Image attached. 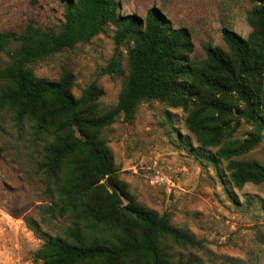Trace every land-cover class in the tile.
<instances>
[{
    "label": "trees",
    "instance_id": "trees-1",
    "mask_svg": "<svg viewBox=\"0 0 264 264\" xmlns=\"http://www.w3.org/2000/svg\"><path fill=\"white\" fill-rule=\"evenodd\" d=\"M253 1L249 35L223 27L228 50L207 44L206 58L198 63L190 58L193 42L186 27H173L157 7L144 18L120 14L117 0H68L59 33L35 24L20 32L0 29V51L18 43L4 71L0 104L13 110L18 121L29 120L35 135L47 140L39 168L50 210L67 223L64 235L44 234L35 259L42 264H175L168 239L197 244L167 215L137 202L119 178L103 136L120 115L132 122L143 100L159 99L186 110L185 124L199 149L217 148L234 187L264 182L260 161L238 159L264 136V0ZM110 23L116 26L115 49L103 71L124 75L121 46L129 48V71L111 109L100 107L104 92L95 83L76 97L71 72L51 81L28 68L91 40ZM242 121L252 127L243 139L235 137Z\"/></svg>",
    "mask_w": 264,
    "mask_h": 264
},
{
    "label": "rangeland",
    "instance_id": "rangeland-1",
    "mask_svg": "<svg viewBox=\"0 0 264 264\" xmlns=\"http://www.w3.org/2000/svg\"><path fill=\"white\" fill-rule=\"evenodd\" d=\"M68 0H0V29L23 31L29 24L59 33ZM253 0H117L118 12L144 18L157 7L173 27H186L193 42L190 58H206L205 45L228 50L222 28L246 38L252 28L248 12ZM115 24L89 41H81L28 65L37 78L56 81L63 72L74 77L76 97L92 83L103 90L100 107L118 101L129 71V48L123 50L124 75L105 73L114 49ZM18 43L0 51V92L5 69ZM187 111L159 99L143 100L132 122L120 115L103 130L119 178L144 207L167 215L171 224L190 233L196 245L167 240L175 264H264V182L234 187L225 170L227 160L217 148H200L185 124ZM252 127L243 122L235 137ZM47 140L35 135L29 120L18 121L0 104V264H42L35 251L44 234L64 235L66 219L50 210L44 175L39 168ZM198 152V154H196ZM238 159L264 165V136Z\"/></svg>",
    "mask_w": 264,
    "mask_h": 264
}]
</instances>
